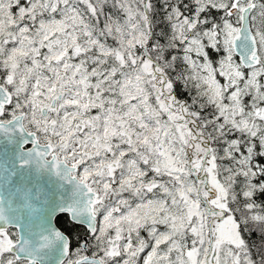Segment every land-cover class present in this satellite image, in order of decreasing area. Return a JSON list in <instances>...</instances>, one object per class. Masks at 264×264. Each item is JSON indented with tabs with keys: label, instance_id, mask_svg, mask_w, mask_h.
Returning <instances> with one entry per match:
<instances>
[{
	"label": "snow or ice",
	"instance_id": "6c2138e0",
	"mask_svg": "<svg viewBox=\"0 0 264 264\" xmlns=\"http://www.w3.org/2000/svg\"><path fill=\"white\" fill-rule=\"evenodd\" d=\"M0 264H264V0H0Z\"/></svg>",
	"mask_w": 264,
	"mask_h": 264
}]
</instances>
